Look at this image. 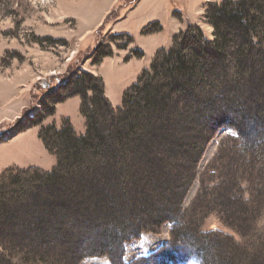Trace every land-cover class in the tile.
I'll return each instance as SVG.
<instances>
[{
    "label": "trees",
    "instance_id": "1",
    "mask_svg": "<svg viewBox=\"0 0 264 264\" xmlns=\"http://www.w3.org/2000/svg\"><path fill=\"white\" fill-rule=\"evenodd\" d=\"M203 21L212 27L213 41L187 19L171 47L158 49L149 70L125 91L119 108L106 98L100 77L74 78L68 97L81 99L85 134L76 135L68 121L60 129L42 128L39 140L56 166L51 171L8 167L0 174V264L104 255L111 264L115 258L122 263L123 244L142 233L157 235L164 224L181 225L190 247L175 251L178 262L264 264V244L252 258L226 234L201 244L190 233L196 231L190 219L181 215L197 165L217 131L236 129L230 141L240 151L246 148L240 131L250 129L249 121L259 127L258 136L264 131V93L259 94L264 91V0L207 3ZM149 26L144 34L156 31ZM124 36L126 47L131 38ZM253 146L254 153L264 151L261 140ZM227 148L220 149L211 169L223 165L226 156L234 158L237 148ZM240 155L237 168H230L234 173L222 181L255 178L257 155ZM208 171L196 203L206 197ZM176 175L184 177L174 185ZM165 252L162 247L131 264H170Z\"/></svg>",
    "mask_w": 264,
    "mask_h": 264
},
{
    "label": "rangeland",
    "instance_id": "2",
    "mask_svg": "<svg viewBox=\"0 0 264 264\" xmlns=\"http://www.w3.org/2000/svg\"><path fill=\"white\" fill-rule=\"evenodd\" d=\"M149 2L0 0V174L8 167H36L51 171L56 166V158L49 155L39 140L37 133L40 129L49 126L60 129L63 122L68 121L72 127L81 126L86 131L80 110L70 106L73 97L68 94L74 78L83 77V73L100 77L106 98L114 109L119 108L125 91L151 66L156 52L147 58L143 48L151 40L150 35L161 37L163 26L160 24L157 30L153 25L158 21L165 24L174 20L167 17L174 12L186 27L187 19L194 17L202 5V0H171V11L167 8L161 12L148 7ZM148 25L156 31L144 34L142 31ZM196 25L206 39L213 41V29L203 21V16ZM124 35L131 38L126 47ZM174 37L168 47L161 48H170ZM135 50L142 52L143 56L133 57ZM109 53L110 56L103 57ZM100 59L101 62H97ZM263 93L261 90L259 94ZM58 104L66 109L65 115L64 112L57 113ZM37 107L39 111L32 115ZM248 123H251L250 129L241 128L240 131L244 136L241 146L246 147L243 150L230 141L231 137H237L234 128L220 129L206 146L197 165V178L181 206V215L183 219H190L192 229L196 230L190 233H195L201 244L211 237L213 242L217 239L216 234H226L235 245L247 251L245 257L252 258L260 255L256 249L264 244V151L254 153L253 146L255 141L264 143V131L261 130L263 133L258 136L259 127L252 125L251 121ZM229 145L231 149L237 148L234 158L226 156L223 165L211 169L220 149L225 146L227 150ZM243 151L248 156L257 155L252 163L257 165L255 178L236 175L237 183H227L225 180L234 173L235 163L240 161ZM206 171L209 172L204 179L208 185L205 186L208 188L206 197L196 203ZM183 177L173 176V184L177 185ZM223 177L225 180L222 181ZM195 203V210L190 212ZM20 225L21 222L14 223V226ZM227 226L234 227L236 233ZM182 233L181 225L173 224H164L157 235L142 233L140 239L123 244V262L115 258L113 264H131L139 258H149L162 247L173 259L170 264H200L195 259L176 261L178 254L175 251L190 248L188 244L185 246ZM106 248L112 251V255L116 254L113 248ZM197 248L195 250L200 252ZM109 260L107 255L84 260L67 256L60 262L47 263L111 264Z\"/></svg>",
    "mask_w": 264,
    "mask_h": 264
},
{
    "label": "crops",
    "instance_id": "3",
    "mask_svg": "<svg viewBox=\"0 0 264 264\" xmlns=\"http://www.w3.org/2000/svg\"><path fill=\"white\" fill-rule=\"evenodd\" d=\"M208 2L217 3L216 0H202V5L199 8H197V11L195 12L194 17H192V18L189 17L184 12L185 15L187 17H189L188 19H189L190 23L195 24V25L198 24V22L202 19V16H203L204 10H205V5H207ZM170 3H172L171 0H150L149 5H147V6L151 7L152 9H156L158 11L163 12L167 8L170 10ZM167 17H171L174 20L170 19L165 24H162V22H159V21L157 22L156 21L158 23V25H160V24L163 25V26L160 25L161 28H162V32L160 34L161 35L160 38L157 35L155 37H154V35L153 36L150 35V38H149V36L147 38L145 37V39H148V38L151 39V40H149L148 45L143 48V52H144L145 55H147V58H148V56L152 57L154 55V53L159 48L168 47L169 44L171 43L170 39L172 37L176 36L177 34H179V32H181L185 28L184 25H182L180 23L178 17L174 15V12H173V14L171 13V14L167 15ZM154 20H156V18H154ZM70 103H71L70 104L71 107H73L74 109H76L78 111L80 110L81 100L78 97L71 98L70 99ZM56 111H57V113H58V111L64 112L63 113L64 115L67 113L66 109H64L59 104H58V107H57ZM77 128L75 126H73V129H74V132L76 133V135H79V136L84 135L85 130L81 126H79ZM49 155L53 156L51 154H49Z\"/></svg>",
    "mask_w": 264,
    "mask_h": 264
},
{
    "label": "bare ground",
    "instance_id": "4",
    "mask_svg": "<svg viewBox=\"0 0 264 264\" xmlns=\"http://www.w3.org/2000/svg\"><path fill=\"white\" fill-rule=\"evenodd\" d=\"M38 111H39V108L37 107V108L34 110V113H32V115L35 114V113H37Z\"/></svg>",
    "mask_w": 264,
    "mask_h": 264
}]
</instances>
